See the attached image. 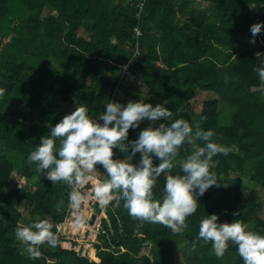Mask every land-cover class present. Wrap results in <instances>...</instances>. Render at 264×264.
<instances>
[{"label": "trees", "instance_id": "trees-1", "mask_svg": "<svg viewBox=\"0 0 264 264\" xmlns=\"http://www.w3.org/2000/svg\"><path fill=\"white\" fill-rule=\"evenodd\" d=\"M257 23H264V0H0V88L6 89L0 97V264H176L172 252L183 247L193 264H244L231 242L225 260L218 259L212 242L199 238V226L215 214L218 223L240 219L264 235V82L255 71L264 65V29L255 36L263 41L259 53L240 42ZM129 101L163 104L171 120L198 122L202 131L215 133L213 142L235 145L239 151L213 158L219 187L199 197L182 235L161 224L137 227L121 201L119 208L113 210V202L105 209L109 219L102 220L97 254L94 246H82L99 261L60 245H42L39 259L22 255L17 225L52 217L54 232L71 191L36 173L29 153L50 134L49 125L78 106L96 118L108 103ZM160 123L170 121L145 119L129 130V141ZM114 153V159L129 154ZM190 153L185 144L178 159ZM140 158L137 153L132 162ZM169 174L183 175L177 165L158 177L156 199L163 198Z\"/></svg>", "mask_w": 264, "mask_h": 264}, {"label": "clouds", "instance_id": "clouds-1", "mask_svg": "<svg viewBox=\"0 0 264 264\" xmlns=\"http://www.w3.org/2000/svg\"><path fill=\"white\" fill-rule=\"evenodd\" d=\"M262 29L264 23L251 26L253 39L250 43L255 44L254 38ZM255 71L264 82V65ZM5 92L6 89L0 88V97ZM171 117L172 111L163 104L153 106L141 101H129L123 105L110 102L106 105V111L96 118H92L87 108L80 105L54 127L49 125L50 134L41 137L38 147L29 153L27 163L30 166L35 164V172L45 173L54 185L63 182L71 189L70 207L65 211V217L56 221L54 232V225L50 222L52 217L50 221L37 217L30 226L18 224L15 239L23 246L21 254L26 252L30 258L39 259L42 255L39 249L45 244L51 248L60 245L76 250L77 244L72 241L66 247L69 238L66 237L65 228L68 225L76 229L75 223L79 227L88 223L85 233L89 236L96 232L95 226L100 222L91 225V217H87L83 212L85 207H81L82 203L93 197L101 208L115 202L113 210L119 208L123 201L129 216L138 221L137 227L145 223L161 224L173 234L182 235L189 226L187 218L198 209L199 197L210 187H219L217 176L211 171L218 164L213 158L239 150L235 145L226 147L213 142L215 133L202 131L198 122L193 126L184 119L171 120ZM145 119L170 123L145 128L138 139L129 141V130L138 128ZM198 140L204 141V146L197 144ZM185 144L191 146V153L178 159L180 149ZM114 149L129 154L125 159H114ZM137 153L141 154L138 164L132 162ZM154 158L159 160L158 164H154ZM97 165L103 167L105 178H100ZM177 165L183 175H167L165 194L162 199H156L153 190L157 178L171 173ZM93 181L90 191H82L85 185ZM78 211L84 215L81 216ZM76 213L78 217L74 216ZM234 214L239 215V212ZM218 219L215 214L208 215L199 226V238L205 243L212 242V251L218 259L224 257L231 242L237 246L244 264H264V235L252 230L250 223L240 219L232 223H218ZM81 249L83 251L76 250L78 254L90 258L89 252L86 253L88 249Z\"/></svg>", "mask_w": 264, "mask_h": 264}, {"label": "rangeland", "instance_id": "rangeland-1", "mask_svg": "<svg viewBox=\"0 0 264 264\" xmlns=\"http://www.w3.org/2000/svg\"><path fill=\"white\" fill-rule=\"evenodd\" d=\"M202 4V3H201ZM202 7L203 8H206V9H211V7H210V5H207L205 2L202 4ZM240 42H241V45H242V47L244 48V49H246V50H249L250 52H253V53H259L262 49V45H263V41L262 40H257V39H255V44H253V43H250V41L253 39V36L252 35H241V37H240ZM7 41V39H5V41H3V44L5 43ZM133 78V80H135L136 81V84H137V88L138 89H146V85L140 80V79H138V78H136V77H132ZM135 78V79H134ZM116 90H117V88H116ZM118 91V90H117ZM118 96L119 97H122L123 95H124V91H123V89L121 90H119L118 92ZM125 159V158H124ZM101 170V169H100ZM102 171V170H101ZM15 173V175H16V177H15V179H17L18 181H21L22 180V176L19 174V173H16V172H14ZM100 178H101V176H100ZM28 181V180H27ZM94 183V181L92 182V184ZM89 184H91V182H89ZM91 190V189H90ZM90 190H87V189H85V190H83V191H90ZM93 200H95V198L93 197L92 198ZM95 202H96V200H95ZM78 210V209H77ZM79 212V211H78ZM86 215H89V211L87 212V213H85ZM260 214L262 215V216H264V208H263V210L260 212ZM75 217H78V214L76 213L75 215H74ZM74 216H72V217H74ZM88 217V216H87ZM25 219V221H24V223H28L29 221H30V218H29V216L28 217H25L24 218ZM98 222H100L99 224H97V226H95V230H96V232L95 233H93L92 235H87L85 232L87 231L86 229H87V227L89 226L88 225V223H83L82 225H80V227H78L76 224H74L75 225V227H76V229H73V227L71 228V227H69L68 225L66 226V228H65V231H66V237L67 238H69V241L66 243V247H69L70 245V243H71V241H72V243H76L77 245H76V250H78V252H80V251H83L81 248H82V246H83V244H85V245H90V246H95V243H97V239H96V235H97V232H98V230H99V228L101 227V220H99ZM77 228H81V230H79V229H77ZM85 228V229H84ZM93 229H94V227H92ZM77 230H79L78 232H77ZM81 232V233H80ZM85 233V234H84ZM96 249H98L96 246H95V250ZM98 251V250H97ZM96 252V251H95ZM190 253V250L188 249V248H185V247H183V249L182 250H180V251H173L172 252V257H173V261L176 263V264H193L192 262H189V260H188V254ZM151 256H152V253H151ZM90 260H93V258H89ZM220 260H222V261H224L225 260V258L223 257V258H219ZM94 260H97V261H99L100 260V258L99 259H94Z\"/></svg>", "mask_w": 264, "mask_h": 264}, {"label": "crops", "instance_id": "crops-1", "mask_svg": "<svg viewBox=\"0 0 264 264\" xmlns=\"http://www.w3.org/2000/svg\"><path fill=\"white\" fill-rule=\"evenodd\" d=\"M16 180H17V179H16ZM17 181H18V180H17ZM24 181H25V179L22 178V180H21V181H18V182H19V183H22V182H24ZM91 187H92V182H91V184L88 183L87 185H85V188L82 189V191L85 190V189L90 190ZM33 189H35V186H33ZM70 190H71V189H70ZM67 201H68V202H67V206H66L65 211L68 209V207H70V201H69V199H68ZM81 207H85L84 210H83V212H84V213H87V212L89 211V215H88V217H91L92 214H93V212H94V210H95V208H98V207H100V206H99V204H98L97 202H95V200H93L92 198H90V199H88L87 201H85L84 203H82V204H81ZM88 207H89V209H88ZM100 208H101V207H100ZM102 209H103V210H101L100 214L98 215V219H97V222H98L99 220H101V224H102V220H103V218H107V219H109V218H108V215H107V213H106V210H105L106 208H102ZM83 212H79L81 216L84 215Z\"/></svg>", "mask_w": 264, "mask_h": 264}, {"label": "water", "instance_id": "water-1", "mask_svg": "<svg viewBox=\"0 0 264 264\" xmlns=\"http://www.w3.org/2000/svg\"><path fill=\"white\" fill-rule=\"evenodd\" d=\"M101 210H103L102 208L98 207V208H95L90 220H89V223L91 225H95L96 222H97V219H98V215L100 214ZM89 250H87V254H88Z\"/></svg>", "mask_w": 264, "mask_h": 264}, {"label": "built area", "instance_id": "built-area-1", "mask_svg": "<svg viewBox=\"0 0 264 264\" xmlns=\"http://www.w3.org/2000/svg\"><path fill=\"white\" fill-rule=\"evenodd\" d=\"M143 5H144V1H141V2L139 3V7L142 8ZM137 32H138V34L141 33V29H140L139 27L137 28Z\"/></svg>", "mask_w": 264, "mask_h": 264}, {"label": "bare ground", "instance_id": "bare-ground-1", "mask_svg": "<svg viewBox=\"0 0 264 264\" xmlns=\"http://www.w3.org/2000/svg\"><path fill=\"white\" fill-rule=\"evenodd\" d=\"M75 224H76V223H75ZM88 227H89V226H88ZM88 227H87V229H88ZM90 227H91V226H90ZM84 229H85V228H84ZM87 229H86V230H87Z\"/></svg>", "mask_w": 264, "mask_h": 264}]
</instances>
